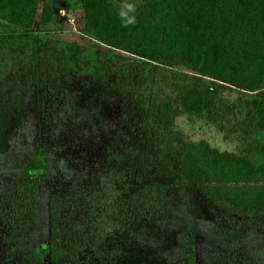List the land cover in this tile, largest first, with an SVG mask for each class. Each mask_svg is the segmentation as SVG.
<instances>
[{"label": "trees", "instance_id": "trees-1", "mask_svg": "<svg viewBox=\"0 0 264 264\" xmlns=\"http://www.w3.org/2000/svg\"><path fill=\"white\" fill-rule=\"evenodd\" d=\"M75 1L0 0V264H264V165L177 125L264 135V0Z\"/></svg>", "mask_w": 264, "mask_h": 264}, {"label": "rangeland", "instance_id": "rangeland-1", "mask_svg": "<svg viewBox=\"0 0 264 264\" xmlns=\"http://www.w3.org/2000/svg\"><path fill=\"white\" fill-rule=\"evenodd\" d=\"M49 4L56 16L66 14L68 19L72 18L73 12L77 8L75 0H49ZM65 25H67L68 28L71 27L70 22L65 23ZM58 26V24L53 25L50 29L53 30ZM86 45L88 53L93 56V48H91L88 44ZM226 95H228L231 100H234L236 96L233 92L230 94L226 93ZM0 107L2 108V106ZM3 108L0 109V143L8 137L11 128L16 124L19 118L16 105L12 106L10 104L7 109ZM177 125L192 140H206L212 147L218 149L219 151L235 153L247 152L256 163L264 165V135H258L247 144L239 145L233 141L223 140L221 134L218 133L211 125L198 121L191 122L185 117L179 118Z\"/></svg>", "mask_w": 264, "mask_h": 264}, {"label": "clouds", "instance_id": "clouds-1", "mask_svg": "<svg viewBox=\"0 0 264 264\" xmlns=\"http://www.w3.org/2000/svg\"><path fill=\"white\" fill-rule=\"evenodd\" d=\"M136 6L134 3L127 2L125 0L124 3L117 10V16L120 19V23L122 27H129L130 25H134L136 23Z\"/></svg>", "mask_w": 264, "mask_h": 264}]
</instances>
